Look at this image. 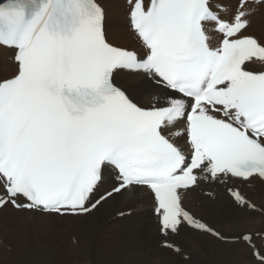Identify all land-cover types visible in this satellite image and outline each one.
Segmentation results:
<instances>
[{"label": "snow or ice", "instance_id": "snow-or-ice-1", "mask_svg": "<svg viewBox=\"0 0 264 264\" xmlns=\"http://www.w3.org/2000/svg\"><path fill=\"white\" fill-rule=\"evenodd\" d=\"M126 4L142 54L109 41L103 0H0L15 64L0 76V209L89 215L143 187L162 247L188 261L168 239L187 225L264 264V229L225 233L184 204L204 180L264 181V38L248 31L264 0Z\"/></svg>", "mask_w": 264, "mask_h": 264}, {"label": "bare ground", "instance_id": "bare-ground-1", "mask_svg": "<svg viewBox=\"0 0 264 264\" xmlns=\"http://www.w3.org/2000/svg\"><path fill=\"white\" fill-rule=\"evenodd\" d=\"M103 3L109 40L122 47L137 45L129 30L126 0ZM263 22L264 11L253 16L249 31L264 38ZM12 55L11 50L0 47V76L14 71ZM126 78L123 72L117 77ZM253 183L249 191L262 207L264 182L255 179ZM214 187L207 185L206 189ZM187 196L199 217L222 232L264 229V215L242 210L221 187H217L216 198H207L195 189ZM153 208L150 192L133 188L114 196L99 210L78 217L0 209V264H252L244 245L225 243L186 226L174 239L190 254L188 261L161 248L164 237ZM128 209L134 210L131 216L117 217Z\"/></svg>", "mask_w": 264, "mask_h": 264}, {"label": "rangeland", "instance_id": "rangeland-1", "mask_svg": "<svg viewBox=\"0 0 264 264\" xmlns=\"http://www.w3.org/2000/svg\"><path fill=\"white\" fill-rule=\"evenodd\" d=\"M125 9V8H124ZM262 18V17H261ZM260 18V19H261ZM260 19H259V21H260ZM263 24H264V22H263ZM123 47H129V45H126V46H123ZM119 79H121V78H119ZM205 197H207V196H205ZM208 198V197H207ZM155 248H157V246L155 245Z\"/></svg>", "mask_w": 264, "mask_h": 264}]
</instances>
